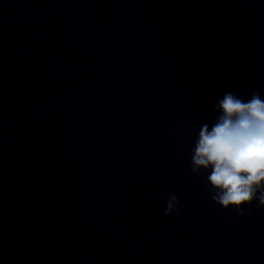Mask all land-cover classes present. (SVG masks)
I'll return each instance as SVG.
<instances>
[{
    "label": "clouds",
    "instance_id": "clouds-1",
    "mask_svg": "<svg viewBox=\"0 0 264 264\" xmlns=\"http://www.w3.org/2000/svg\"><path fill=\"white\" fill-rule=\"evenodd\" d=\"M220 113L211 126L201 125L192 149V173L207 176L214 203L227 209L258 201L264 208V101L253 93L245 102L233 92H225L214 105ZM178 197L169 192L165 215L179 212ZM251 214V212H249Z\"/></svg>",
    "mask_w": 264,
    "mask_h": 264
}]
</instances>
